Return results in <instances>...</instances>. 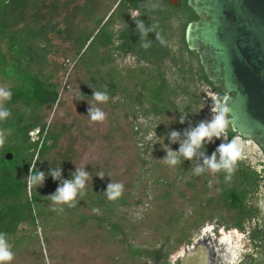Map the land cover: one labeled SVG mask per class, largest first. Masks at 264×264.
I'll return each instance as SVG.
<instances>
[{
    "label": "trees",
    "instance_id": "obj_1",
    "mask_svg": "<svg viewBox=\"0 0 264 264\" xmlns=\"http://www.w3.org/2000/svg\"><path fill=\"white\" fill-rule=\"evenodd\" d=\"M160 8L156 0H0V76L9 83L0 105V241L12 255L0 264H147L148 256L169 264V253L206 221L236 224V167H224L206 137L190 140L205 121L195 112L200 96L184 81L212 86L184 41L196 16L174 26ZM153 33L163 40L148 54L141 47ZM173 37L180 90L190 98L183 104L158 67ZM112 49L149 65L116 69ZM135 106L153 118L150 126L132 118ZM97 110L103 116L93 120ZM189 145L187 157L181 149ZM66 182L73 198L56 199ZM109 185L120 186L114 199ZM138 206L129 219L123 209Z\"/></svg>",
    "mask_w": 264,
    "mask_h": 264
},
{
    "label": "water",
    "instance_id": "obj_2",
    "mask_svg": "<svg viewBox=\"0 0 264 264\" xmlns=\"http://www.w3.org/2000/svg\"><path fill=\"white\" fill-rule=\"evenodd\" d=\"M186 4L196 16L184 29L187 49L197 54L208 81L221 91L219 107L225 109L231 130L264 150V0ZM184 249L180 264H197L198 244L193 241Z\"/></svg>",
    "mask_w": 264,
    "mask_h": 264
},
{
    "label": "flooded vegetation",
    "instance_id": "obj_3",
    "mask_svg": "<svg viewBox=\"0 0 264 264\" xmlns=\"http://www.w3.org/2000/svg\"><path fill=\"white\" fill-rule=\"evenodd\" d=\"M156 1L162 11L178 20L176 24L179 25L186 21L188 14L193 13L186 0ZM228 126L225 125L216 142H210L207 138L206 142L219 150L221 144L235 141L241 148V156L232 162L239 177L236 189L239 194L238 212L234 211L233 214L240 226L227 227L225 222H218L219 217L206 221L210 222L208 226H202L206 233L200 231L199 235L191 238L190 243L183 245L181 252L176 255V264H180L185 254L184 246H190L193 241L199 247L198 250L194 249L197 264H264V150L254 139L237 136L230 126L228 131ZM230 132L233 134L230 135ZM211 194L209 189L207 195ZM228 241H231V245Z\"/></svg>",
    "mask_w": 264,
    "mask_h": 264
},
{
    "label": "rangeland",
    "instance_id": "obj_4",
    "mask_svg": "<svg viewBox=\"0 0 264 264\" xmlns=\"http://www.w3.org/2000/svg\"><path fill=\"white\" fill-rule=\"evenodd\" d=\"M137 15H138L137 10H133L131 12V18H135ZM150 18H151L150 20L156 21L155 17H150ZM171 21H172V24H174V26L176 25V23H178V20L174 17L171 18ZM159 24H160V22H159ZM149 27L152 28L150 25L146 28H149ZM142 28H143V26H142ZM158 35L154 34V36L151 37L152 38L151 42H149V44H148L149 47L146 49H145V47H141V50L143 52L147 50L148 54L152 53L149 50H151V48H153V47L155 48L158 45V42L160 39L163 40L162 34L160 36H158ZM146 37H148V36H146ZM137 38H138V40L144 39L147 42V39H145L141 35H138ZM155 40H157V41L155 42ZM116 44H117V41L115 42V45ZM154 44L156 46H154ZM168 47H169L171 52L161 62V64L158 65V67H159V70L163 71V76H165L167 78V80L170 82V84L172 86H174L176 88V90L178 91L179 94L177 96V101L180 104H183L185 102H188L190 100V98H189V96H185V94H183L180 90L182 88L181 85H182L183 81H180L181 78H180V73L178 71L180 64L178 62H176L178 60V54H177V42H176V39L174 37L172 38V42L169 44ZM162 48L165 49V46L161 47V49ZM138 51H140V50H138ZM159 51L160 50L156 49L154 52V54H155L154 56L156 58L160 57ZM110 54L113 57V65L115 66L116 69H123L125 67H133V66H136L138 64L149 65L145 61H139V59L137 58L138 56L135 54H132V55L125 54L124 55V54L118 53V51L115 52L113 49L110 51ZM186 67H187V65H186ZM184 84H187L189 86L187 88L189 92H192L194 90L197 93V95L200 96V98H201L200 105L197 108V110H195V109L194 110H195V112H197V115L202 116V120L205 121V126L209 125L215 119V117L219 114L218 108H217V106L219 105V100H220L219 92L207 83L196 82L194 80L192 82L184 81ZM8 85H9V83L7 81H5L0 76V105L3 104L6 100V97H7L6 88ZM117 96H119L118 93L114 96V98H116ZM141 109H142V107L135 106V108L133 110L136 111V118H135V116H132V118H134L135 121H140V122H143V124H145V125L147 124L148 126H150V123H151V121H153V118L151 116H143L142 115L143 112ZM214 109H217V110L214 111ZM198 111H200V112H198ZM141 131H143V127H142ZM152 134H153V132H151V131H149L145 136H142V133H141L140 134L142 136V140H141L142 142L141 143L145 144L146 142H148V140L151 138ZM221 134H222V131L219 132V135H217L216 133H213L210 138L209 137H206V138L210 142H216V140L221 136ZM34 135L35 134L33 131L32 136L34 137ZM146 204L147 203L144 202V204L142 206H144ZM141 208L142 207L138 206V207H132V208H128V209H123V211L126 213V215L128 216L129 219H133V218H136L137 216L140 215ZM217 217L218 216H215V218H217ZM235 217L236 216H234L233 219ZM234 222L236 223L235 225H239V221L237 220V218L234 219ZM206 224L208 226V224H210V222H206L203 226L205 227ZM20 226H22V225H20ZM204 227L203 228L201 227L196 232H194V234L192 235L193 237H191V238H194L197 235H199L200 231H203L204 233H206V231H205L206 229ZM24 229L26 230V229H28V227L25 226ZM37 232L39 234H41L39 228H37ZM184 244H187V243H184ZM184 244H182L176 250L169 253V255L167 256V259H166L169 262V264H176V255L181 252V249H182ZM7 245H10V243H8ZM3 246H4V244H3ZM145 259H146L147 264L151 263L149 256L146 257Z\"/></svg>",
    "mask_w": 264,
    "mask_h": 264
},
{
    "label": "clouds",
    "instance_id": "obj_5",
    "mask_svg": "<svg viewBox=\"0 0 264 264\" xmlns=\"http://www.w3.org/2000/svg\"><path fill=\"white\" fill-rule=\"evenodd\" d=\"M6 95V94H5ZM94 97L96 100H104L105 97H103L100 93H94ZM219 110V114L215 117V119L207 126H205L203 123L190 134V140L191 144L199 145L201 141L205 137H211L213 133H216L219 135V132L222 131L225 128L226 125V119H225V109L220 108L217 106ZM217 109H214V111ZM0 115H5L4 113H0ZM103 116V113H101L99 110H97L95 113L92 114L93 120L101 119ZM0 144H2V141H0ZM181 151L185 154V156L190 157L192 155V147L189 145L187 147H184L181 149ZM219 151L221 152L222 160H223V166L228 168L230 164L234 161H236L241 156V148L240 146L233 141L230 144H221L219 146ZM211 168L213 170L220 167V165H217L213 161H208ZM81 175H85L84 173H81ZM43 173H40V177L42 179ZM77 184H81L82 181L79 179V177L76 180ZM115 188V192L110 193V198L114 199L116 196L119 195V185H109V188ZM75 194L74 186L70 182H66L64 187L59 189V196L56 197V199L60 200H70L73 198ZM229 245H231V241H228ZM12 259L11 253H9L5 247L3 246L2 241H0V261L4 260H10ZM236 259V251H234L233 260Z\"/></svg>",
    "mask_w": 264,
    "mask_h": 264
},
{
    "label": "crops",
    "instance_id": "obj_6",
    "mask_svg": "<svg viewBox=\"0 0 264 264\" xmlns=\"http://www.w3.org/2000/svg\"><path fill=\"white\" fill-rule=\"evenodd\" d=\"M168 49H169V47H168ZM167 55H168V54H167ZM165 58H166V56H165ZM165 58H164V59H165ZM142 115L144 116V114H143V113H142ZM140 123H141V124H143V122H140ZM144 125H145V124H144ZM144 125H143V127H144Z\"/></svg>",
    "mask_w": 264,
    "mask_h": 264
}]
</instances>
